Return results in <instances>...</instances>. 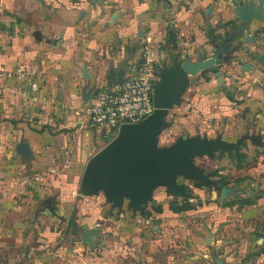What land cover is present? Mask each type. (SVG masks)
Masks as SVG:
<instances>
[{
	"label": "crops",
	"instance_id": "crops-1",
	"mask_svg": "<svg viewBox=\"0 0 264 264\" xmlns=\"http://www.w3.org/2000/svg\"><path fill=\"white\" fill-rule=\"evenodd\" d=\"M233 7L234 0H0V67L35 73L7 80L16 93L0 97V264H264V33L252 44L236 37L219 64L223 83L210 72L190 76L164 129L173 141H239L232 153L246 152L249 166L236 169L226 152L194 158L232 193L186 181L189 196L176 200L194 207L183 212L171 209L177 201L162 186L153 205L135 212L113 208L102 193H78L88 159L108 143L83 115L93 101L83 91L100 95L144 58L156 71L186 53L210 55L212 40L236 26ZM20 141L30 162L15 150ZM73 211L77 226L94 228L92 244L73 227L65 233Z\"/></svg>",
	"mask_w": 264,
	"mask_h": 264
},
{
	"label": "water",
	"instance_id": "water-1",
	"mask_svg": "<svg viewBox=\"0 0 264 264\" xmlns=\"http://www.w3.org/2000/svg\"><path fill=\"white\" fill-rule=\"evenodd\" d=\"M264 0H234L233 13L236 26L229 33L212 40L211 54H197L192 58L189 53L181 59H173L170 65L163 64L156 70L157 81L153 91V112L142 121L131 125L122 124L117 134L101 150L94 153L87 161L82 176L79 194L91 195L102 193L107 203L113 208L122 209L125 204L128 210L143 211L147 204H154L153 192L160 186L166 192L177 197L189 196L186 181H195L200 187L219 190L227 197L233 190L220 187L211 178L212 172L204 174L194 163L195 157L212 158L214 152L220 155L225 152L229 156L232 151L238 152L240 142L227 144L220 136L208 140L197 136L179 137L168 145H160V135L164 129L172 125L174 115L170 110L180 101L184 88L193 82L190 76L213 73L217 81L223 83L219 64L226 62L231 54L230 45L240 36L244 43H254L260 33H264ZM124 70L114 82H121ZM108 94L107 90L100 93ZM97 89L92 92L83 91L84 101L95 99ZM27 142L20 141L15 150L23 160L30 162L31 149ZM44 205L50 210L51 200L44 199ZM66 230L73 227L80 232L81 241L92 244V236L96 234L93 227L82 230L75 224V211L65 222ZM255 240V237H252Z\"/></svg>",
	"mask_w": 264,
	"mask_h": 264
},
{
	"label": "built area",
	"instance_id": "built-area-1",
	"mask_svg": "<svg viewBox=\"0 0 264 264\" xmlns=\"http://www.w3.org/2000/svg\"><path fill=\"white\" fill-rule=\"evenodd\" d=\"M148 48L145 47V53ZM121 82H113L108 94L101 93L84 109L83 115L87 122L95 127L100 136L109 142L118 132L122 124L131 125L138 123L150 116L153 108V91L157 81L156 71L147 58L132 63L124 70ZM35 73L33 69H25L23 66L14 68L0 67V97L14 94L16 91L5 87V82L10 79L28 80ZM75 141V136H71ZM69 149L66 151V159L61 169L68 167ZM58 172L52 169L51 173Z\"/></svg>",
	"mask_w": 264,
	"mask_h": 264
},
{
	"label": "rangeland",
	"instance_id": "rangeland-1",
	"mask_svg": "<svg viewBox=\"0 0 264 264\" xmlns=\"http://www.w3.org/2000/svg\"><path fill=\"white\" fill-rule=\"evenodd\" d=\"M168 130H164L163 135L160 138V143L162 145H167L170 144L171 142H173L174 137L172 136H167V138H165L166 134H167ZM232 153L228 158H231V161L233 162V166H237L236 169H238V167L240 166V164H242L243 166H249V156L246 152L241 151L237 154ZM242 166V167H243ZM247 177V176H246ZM245 178V177H244ZM249 178V176L247 177ZM195 182V181H194ZM221 183L219 184V186L221 187ZM249 188V180L247 181V183H242L241 184V189H248ZM180 200V201H179ZM178 201L181 203V199H179ZM177 201V200H176ZM173 202L175 205L180 206L181 204L179 202ZM180 204V205H179ZM224 233L226 234V232L224 231ZM228 234H231L230 232ZM228 234H226L228 236Z\"/></svg>",
	"mask_w": 264,
	"mask_h": 264
},
{
	"label": "trees",
	"instance_id": "trees-1",
	"mask_svg": "<svg viewBox=\"0 0 264 264\" xmlns=\"http://www.w3.org/2000/svg\"><path fill=\"white\" fill-rule=\"evenodd\" d=\"M220 183L222 185L225 184L224 181H221ZM170 207H171V209L175 210V212H183V211H186L187 209L193 208L194 206L192 204L188 203V202L183 203L180 206H177V205H175L174 203L171 202ZM154 211H155V213H160L161 209L160 208H156V209H154Z\"/></svg>",
	"mask_w": 264,
	"mask_h": 264
}]
</instances>
